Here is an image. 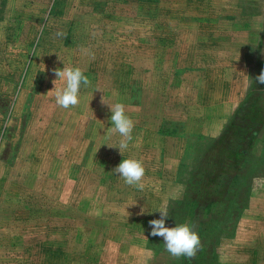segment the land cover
I'll use <instances>...</instances> for the list:
<instances>
[{
    "label": "rangeland",
    "instance_id": "rangeland-1",
    "mask_svg": "<svg viewBox=\"0 0 264 264\" xmlns=\"http://www.w3.org/2000/svg\"><path fill=\"white\" fill-rule=\"evenodd\" d=\"M65 64L91 81L68 109ZM262 71L264 0H0V264H264ZM102 99L135 122L124 154ZM161 208L194 259L150 235Z\"/></svg>",
    "mask_w": 264,
    "mask_h": 264
},
{
    "label": "clouds",
    "instance_id": "clouds-1",
    "mask_svg": "<svg viewBox=\"0 0 264 264\" xmlns=\"http://www.w3.org/2000/svg\"><path fill=\"white\" fill-rule=\"evenodd\" d=\"M57 35H63V33L58 32ZM53 73L58 79L53 81L55 87L50 90H54L56 104L65 109L77 106L80 103L82 87L87 88L91 83L89 77L85 75L84 69L79 66L73 67L65 64L63 68L53 69ZM57 80L62 82L60 86H57ZM255 80L258 84H264V71ZM102 102L107 103L104 99H102ZM107 104L110 106L112 113L110 116L114 126L112 131L119 133L121 137L119 144L116 146L124 154L129 142L133 139L132 132L135 122L127 114L124 103ZM109 147L112 146L109 145ZM114 171L124 179L126 184L136 186L141 190L145 187L142 181L146 169L141 159L134 157L123 159ZM159 211L160 217L149 221L150 235L162 238L165 251L172 257L179 258L183 256L189 260L194 259L197 252L202 248L201 238L198 231L195 230V226L188 223H177L173 227L166 226L169 212L167 208H161Z\"/></svg>",
    "mask_w": 264,
    "mask_h": 264
},
{
    "label": "trees",
    "instance_id": "trees-1",
    "mask_svg": "<svg viewBox=\"0 0 264 264\" xmlns=\"http://www.w3.org/2000/svg\"><path fill=\"white\" fill-rule=\"evenodd\" d=\"M258 93H255V94H252V96H250L248 99H247V101H246V104H245V106H247L246 107V111H249L248 113L250 114L251 113V115L253 116V110H252V108L255 106V103H256V100H257V98H258ZM251 124L253 125V126H255L256 125V123H255V121L253 120V119H251ZM254 129L252 130V132H251V134H254Z\"/></svg>",
    "mask_w": 264,
    "mask_h": 264
}]
</instances>
